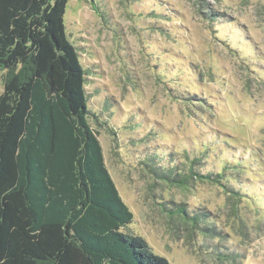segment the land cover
<instances>
[{
  "label": "rangeland",
  "instance_id": "374dc122",
  "mask_svg": "<svg viewBox=\"0 0 264 264\" xmlns=\"http://www.w3.org/2000/svg\"><path fill=\"white\" fill-rule=\"evenodd\" d=\"M64 23L88 71L89 122L133 213L123 230L171 264H264V0H68ZM194 157L199 173L227 165L244 197L186 178ZM179 206L214 232L169 214Z\"/></svg>",
  "mask_w": 264,
  "mask_h": 264
},
{
  "label": "trees",
  "instance_id": "16d2710c",
  "mask_svg": "<svg viewBox=\"0 0 264 264\" xmlns=\"http://www.w3.org/2000/svg\"><path fill=\"white\" fill-rule=\"evenodd\" d=\"M68 0H0V264H171L141 235L89 117L87 69L64 23ZM189 173L244 197L226 176ZM149 169L176 185L172 167ZM227 177L224 179V177ZM185 177V176H184ZM169 214L212 234L202 215Z\"/></svg>",
  "mask_w": 264,
  "mask_h": 264
}]
</instances>
